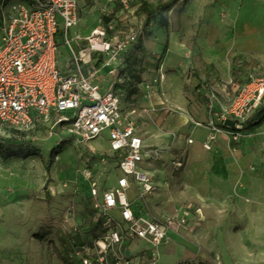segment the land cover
Wrapping results in <instances>:
<instances>
[{
	"label": "rangeland",
	"instance_id": "1",
	"mask_svg": "<svg viewBox=\"0 0 264 264\" xmlns=\"http://www.w3.org/2000/svg\"><path fill=\"white\" fill-rule=\"evenodd\" d=\"M144 2L152 6L150 19L140 11ZM78 12L80 21L71 29L73 33L88 34L98 26L106 27L110 35L136 33V42L122 56L123 66L117 75L108 74L107 68L100 80L103 88L113 87L121 94L126 107H138L135 115L143 133L153 121L140 113L148 116L146 101L157 90L155 86L148 92L145 84L158 81V75L160 83L163 71L185 76L190 70L192 76L199 77L185 84L183 97L189 103L190 120L179 129L161 126L168 132V141L149 146L157 153L141 163L152 171L154 190L143 199L137 196L135 186L127 193L138 211L154 216L179 213L189 205L200 207L204 214L202 223L193 225L191 233L174 235L173 255L160 248L159 264H174L177 259L226 264V253L221 254L217 245L224 240L231 256L243 258L242 264H264V100L240 127L225 128L238 131L237 138L234 132L219 133L211 149L205 148L203 141L202 149L196 152L188 142L204 136L198 122L206 105L207 117L211 116L208 88L222 100L226 87L264 74V0H128V7L119 0H79ZM171 31L193 48L192 64L204 60L197 41L215 43L218 67L208 64L201 78L202 66L183 72L184 62H165V45L157 51L145 46L144 41H168ZM86 43H78L76 51L85 49ZM235 55L241 56L235 65L237 78L232 76ZM57 60L59 68L66 71L71 52L63 43ZM159 93L164 96L162 90ZM159 112L175 111L163 107ZM215 113L214 119L221 122V110ZM234 123L227 121L229 126ZM0 138L27 143L36 152L27 158L0 156V264H63L56 248L76 264V249L93 245L105 233L103 224L92 214L90 184L96 180L110 185L116 178L114 162L104 156L111 153L107 130L85 143L66 129L43 126L20 132L0 123ZM87 168L92 169L91 179ZM211 222L221 223L219 239L214 238L215 229L196 238L195 232ZM129 247L137 264H149L151 254L146 244L133 241Z\"/></svg>",
	"mask_w": 264,
	"mask_h": 264
},
{
	"label": "built area",
	"instance_id": "2",
	"mask_svg": "<svg viewBox=\"0 0 264 264\" xmlns=\"http://www.w3.org/2000/svg\"><path fill=\"white\" fill-rule=\"evenodd\" d=\"M119 2L128 7V0ZM78 10L79 0H0V123L20 132L43 126L66 129L85 143L107 130L111 153L104 156L114 162L116 178L110 185L96 180L90 184L95 218L101 219L105 233L93 245L78 247L76 259L78 264H137L129 245L139 241L150 249L149 264H159L160 246L169 233L198 225L190 216L196 213L202 218L203 213L189 205L185 211L159 217L138 211L128 198L133 186L141 199L154 190L153 174L141 163L157 151L145 145L138 120L121 94L113 87L103 88L100 77L107 68L108 74L117 75L122 56L137 35H110L102 26L87 35L73 33L80 21ZM82 41H87L85 49L77 52ZM62 43L71 52L66 71L57 60ZM156 81L146 83L145 89L154 91ZM207 94L211 116L204 147L211 149L219 133L240 127L262 104L264 74L226 87L222 100L213 88ZM216 109L221 110V122L213 117ZM229 119L234 126L227 125ZM233 132L237 138L238 131ZM86 174L93 178L92 169L87 168Z\"/></svg>",
	"mask_w": 264,
	"mask_h": 264
},
{
	"label": "crops",
	"instance_id": "3",
	"mask_svg": "<svg viewBox=\"0 0 264 264\" xmlns=\"http://www.w3.org/2000/svg\"><path fill=\"white\" fill-rule=\"evenodd\" d=\"M190 11V10H189ZM187 11V12H189ZM87 35V34H84ZM145 46L148 47V49L151 51H157L159 50V48L161 46H166V53H165V62L171 64L172 62L174 63L175 61L177 62H184V71L186 72V70H189L191 67H198V66H202L201 68V78L206 74L207 70H206V66L209 65H214L215 67H218L217 65V57H216V50H215V43H202V41H197V47L200 48V50L203 53V57L204 60H196L194 61V64L189 62V59L192 55L193 52V48H191L189 46V44L186 41H179L177 38V34L176 32L171 31L169 34V38L168 41H144ZM232 61V60H231ZM165 66V64H164ZM163 74V77L161 79V82L159 83V75H158V81H156L157 83L155 84V86H157V90L155 91V95L146 101L147 106L149 107V112H148V116L146 117L144 114L140 113L141 116L144 117L145 120H152L153 122L150 121L149 125L150 128L146 131V132H142V130L140 129L139 126V131L141 133V135L144 138V143L147 147H151V146H155V145H162L164 144L166 141H168V137H167V131H164L161 126L169 128V129H179L180 127L184 126V124L186 122H188L190 120L189 117V103L187 101L186 98L183 97L184 95V89H185V84L186 82H196L199 80V77L197 76H192L191 72L189 70L188 74L184 76V73H181V75L176 74L175 72H161ZM182 76H184V78H182ZM185 79V81H184ZM154 86V87H155ZM163 91L164 96L162 94H160V91ZM166 96V97H165ZM124 103V100H123ZM126 106V105H125ZM171 108L173 109L175 112H170V113H164L162 112L160 114L159 109L161 108ZM128 108V107H127ZM131 111H133L134 115L136 113V111L138 110V107L133 106L132 108H128ZM208 113H207V105L205 107H203L202 111L200 112V117H201V122L203 123V127L202 129H199V132L201 134L204 133V136L202 138H194V142L192 143L193 145L190 146L192 151H198L199 149H202V142L205 141L207 134H205L206 132L208 133V128L205 125L204 122H206L208 120L209 117ZM136 117V115H135ZM137 118V117H136ZM138 119V118H137ZM215 120L217 121V118H215ZM199 134V135H200ZM217 142V138L212 142V146H214ZM202 153L204 154V157H207V153L205 151H202ZM150 171V170H149ZM152 173V171H150ZM214 173H218L217 171H213L212 174ZM204 214L202 215V218H198L199 216L196 213H192V215L190 216L191 220H196L199 221V223L201 222V220L204 218L203 217ZM213 222V221H212ZM210 223L207 226H204V228H202V230H200V232H195V236L196 238H199L200 235L203 234V232H205V234L213 232V229H215L214 231V238L219 239L218 237V230L220 228L219 225L215 222V224ZM198 223V224H199ZM202 223V222H201ZM193 227V226H191ZM191 227H189L188 229L184 230L185 232L188 231L190 232ZM191 229V230H190ZM190 230V231H189ZM183 232V231H182ZM192 232V231H191ZM190 232V233H191ZM220 232H222L220 230ZM219 232V233H220ZM175 234H177L176 232H170L168 235L167 240L162 244V246H160V248L162 247V250L165 252H169L171 255L172 254V250L175 249L174 247V242L176 241V237L174 236ZM221 237L223 238V235H221ZM217 245H219L218 247L220 248V252L222 254V252H225L226 255H223V258L225 260L226 264H242L243 263V258H239L238 256L235 255L231 256L230 255V250L228 248L227 242L224 240V242L222 241L221 243H219V241H217ZM171 251V252H170ZM238 251H236L235 254H237ZM221 256V255H220ZM222 257V256H221ZM179 261L181 260H175L174 264H177Z\"/></svg>",
	"mask_w": 264,
	"mask_h": 264
},
{
	"label": "trees",
	"instance_id": "4",
	"mask_svg": "<svg viewBox=\"0 0 264 264\" xmlns=\"http://www.w3.org/2000/svg\"><path fill=\"white\" fill-rule=\"evenodd\" d=\"M140 11H142L147 19L153 17V9L152 6L148 2H144L140 7ZM1 15V11H0ZM165 24V23H164ZM240 55H235L233 58V67H232V76L233 78H237L238 69H236L235 65L238 63L240 59ZM33 154H36L34 149L28 147L27 143L24 142H14L12 139H5L0 138V156L2 158L8 159L12 157H20V158H27ZM93 216L95 217V210L92 211ZM100 224H102L101 219L98 220ZM56 253L58 254L59 258L61 259L63 264H73L72 262L68 261V259L56 248ZM76 264H78V260L76 259ZM177 264H200L195 263L193 261H189L187 259L179 261Z\"/></svg>",
	"mask_w": 264,
	"mask_h": 264
}]
</instances>
